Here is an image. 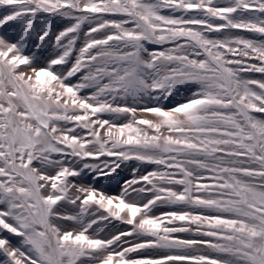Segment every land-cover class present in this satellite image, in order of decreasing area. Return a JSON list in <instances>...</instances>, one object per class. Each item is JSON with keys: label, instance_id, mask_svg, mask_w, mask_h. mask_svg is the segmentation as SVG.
<instances>
[{"label": "snow or ice", "instance_id": "6c2138e0", "mask_svg": "<svg viewBox=\"0 0 264 264\" xmlns=\"http://www.w3.org/2000/svg\"><path fill=\"white\" fill-rule=\"evenodd\" d=\"M0 29V264H264V0H0Z\"/></svg>", "mask_w": 264, "mask_h": 264}, {"label": "rangeland", "instance_id": "374dc122", "mask_svg": "<svg viewBox=\"0 0 264 264\" xmlns=\"http://www.w3.org/2000/svg\"><path fill=\"white\" fill-rule=\"evenodd\" d=\"M62 26L63 25H60V27ZM4 31H5L4 29H0V33H3ZM7 31H11V30H7ZM255 77L261 78L260 74H255ZM143 171L144 169H141V172ZM131 175H132L131 168H122L121 170H119L118 174L115 177L109 179L108 181H104L101 179L98 182L97 186L98 187L103 186L105 190L108 191L110 194L118 193L120 191L121 185L123 184L124 180L131 178ZM78 182H84V183L91 182V175H88L84 181H78ZM168 210L171 209L169 208L156 209L157 213H159L160 211H168ZM180 235L186 236L187 234H180Z\"/></svg>", "mask_w": 264, "mask_h": 264}]
</instances>
